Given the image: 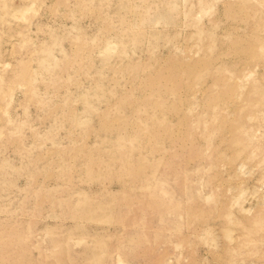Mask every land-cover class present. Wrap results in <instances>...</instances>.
Returning <instances> with one entry per match:
<instances>
[{
  "label": "rangeland",
  "instance_id": "1",
  "mask_svg": "<svg viewBox=\"0 0 264 264\" xmlns=\"http://www.w3.org/2000/svg\"><path fill=\"white\" fill-rule=\"evenodd\" d=\"M0 264H264V0H0Z\"/></svg>",
  "mask_w": 264,
  "mask_h": 264
}]
</instances>
